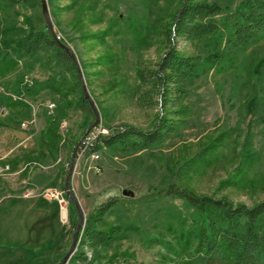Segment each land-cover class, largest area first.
Wrapping results in <instances>:
<instances>
[{"label":"rangeland","instance_id":"374dc122","mask_svg":"<svg viewBox=\"0 0 264 264\" xmlns=\"http://www.w3.org/2000/svg\"><path fill=\"white\" fill-rule=\"evenodd\" d=\"M45 1L48 18L42 0L0 11V30L13 25L22 36L30 28L47 32L52 23L77 59L81 79L51 51L26 57L0 43V69L14 66L0 76V87L18 95L28 77L35 91L33 96L26 93L31 105L3 104L8 113L0 114V166L8 169L0 176V264H60L71 250L79 215L65 184L75 151L71 192L85 219L99 205L119 199L97 225L116 229V240L91 250L87 264H186L192 248L188 250L185 239L198 231L201 217L184 200L167 194L169 187L227 197L248 207L264 200V37L232 44L230 23L218 17V34L193 43L179 40L180 53L197 57L200 70L184 101L189 114L178 133L143 152L102 147L99 160H78V146L97 122L95 115L75 107L83 80L98 112L95 127L154 129L162 110L156 100L152 108L145 104L147 87L137 71L163 56L156 23L171 19L178 0ZM207 2L228 14L241 0ZM48 102L56 103L54 117L66 123L65 130L58 129L56 145L47 144L43 134ZM51 188L66 194L67 223L58 204L45 199ZM124 190L134 197L123 196Z\"/></svg>","mask_w":264,"mask_h":264},{"label":"trees","instance_id":"16d2710c","mask_svg":"<svg viewBox=\"0 0 264 264\" xmlns=\"http://www.w3.org/2000/svg\"><path fill=\"white\" fill-rule=\"evenodd\" d=\"M33 3L34 0H0V11L16 6L27 7ZM218 17L230 23L232 44L245 45L264 37V0H241L236 10L228 14L225 8L208 3L207 0H178L171 19L165 24L156 23L157 34L165 47L163 56L153 65L142 64L137 71L138 80L147 87L143 94L145 104L151 108L159 105L162 110L154 129L147 132L131 126L111 129V134L103 139L97 150L105 147L143 152L166 143L178 133L186 122L184 118L189 114L184 101L200 70L199 59L180 53L178 42L183 40L193 43L218 34L222 28ZM16 31L13 25L1 29L0 43L7 48L16 47L26 57H36L41 52L51 51L75 79H81L77 64L50 30L43 32L30 28L22 36H18ZM60 42L68 46L64 40L60 39ZM260 66L264 70V59ZM13 69V65L0 69V76H5ZM76 87L81 89L82 83L79 82ZM33 88L26 90V93L33 96ZM7 103L14 108L26 107L23 102L0 95V105ZM74 104L83 113L95 115L83 91ZM61 121L62 118L54 116L48 118L43 133L47 144L56 145L60 141L58 129ZM167 194L184 200L201 217L198 231L185 239L188 250L192 248L186 264H264V200L248 207L235 204L227 197L199 196L177 186L169 187ZM118 202L119 199L115 198L101 204L86 217V224L80 234V249L70 262L87 264L88 250L107 247L116 240V229L101 230L97 225L103 223L105 216ZM193 239H196L195 246Z\"/></svg>","mask_w":264,"mask_h":264},{"label":"built area","instance_id":"2783aa9c","mask_svg":"<svg viewBox=\"0 0 264 264\" xmlns=\"http://www.w3.org/2000/svg\"><path fill=\"white\" fill-rule=\"evenodd\" d=\"M22 88L23 91L22 93L18 95L10 94L8 93L4 87H0V94L11 98L13 101H19L23 102L25 104L31 105V102L26 96V90L32 89L34 87V82L30 78L26 77L23 82H22ZM46 109L48 111L49 116H54L57 105L54 102H48L46 104ZM8 113L7 108L4 106H0V114L3 116H6ZM27 122L23 123V128H27ZM66 129V123L63 122L61 123L60 130H65ZM111 134V131L103 128L102 125H98L95 127L93 130H91L88 134H86L82 141L80 142L78 146V160L87 158L88 156L93 160H99V151L96 149L98 145H101L103 142V139L108 137ZM8 169H5L0 166V176L6 173ZM97 172H100V168L96 167ZM45 199L47 201H55L59 208H60V213H61V220L63 223H67L69 221V202L66 198V194L62 191H59L58 189H48L45 191ZM64 212L66 213V218L63 217ZM90 251H87L86 255L88 256V259H92Z\"/></svg>","mask_w":264,"mask_h":264},{"label":"water","instance_id":"95a60500","mask_svg":"<svg viewBox=\"0 0 264 264\" xmlns=\"http://www.w3.org/2000/svg\"><path fill=\"white\" fill-rule=\"evenodd\" d=\"M42 7H43L44 15L48 18L49 11H48V7H47V4H46L45 0H42ZM49 28H50L51 32L54 34V36L57 38V41H59V44L61 45V47L66 51V53L70 56V58L74 61V63L77 64L78 69H79V73H80L81 69L79 67L78 61L75 58V56L72 53V51L70 50V48L60 42V38L58 36H56V33L54 32L52 23H49ZM82 82H83V93H84V96L90 102V104L92 105L94 114L97 117L96 124L89 129V131L86 133V134H88L90 132V130L93 129L98 124L99 117H98V112L96 110L95 104L92 101V99L89 97V94H88V91H87V87L84 84V80ZM75 159H76V151L73 154V157H72V160H71V163H70V169H69V174H68V177H67V180H66L65 188H66V192H67L68 198L71 199L73 201V203L76 204L78 215H79V223H78V226H77L76 231H75L74 236H73V243H72L71 250L64 257V259L61 261L60 264H68V262L70 261L72 256L75 254V252L77 250L80 234H81L82 228L84 226V223L86 221V219L84 217V214H83V212H82V210H81L76 198L74 197V195L71 192V181H72V176H73V172H74V168H75ZM123 196L134 197V193L132 191H129V190H124L123 191Z\"/></svg>","mask_w":264,"mask_h":264},{"label":"bare ground","instance_id":"6f19581e","mask_svg":"<svg viewBox=\"0 0 264 264\" xmlns=\"http://www.w3.org/2000/svg\"><path fill=\"white\" fill-rule=\"evenodd\" d=\"M64 218H66V213L64 212V215H63Z\"/></svg>","mask_w":264,"mask_h":264}]
</instances>
